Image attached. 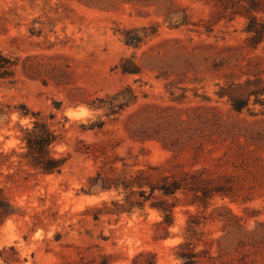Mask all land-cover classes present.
Masks as SVG:
<instances>
[{
  "label": "rangeland",
  "instance_id": "rangeland-1",
  "mask_svg": "<svg viewBox=\"0 0 264 264\" xmlns=\"http://www.w3.org/2000/svg\"><path fill=\"white\" fill-rule=\"evenodd\" d=\"M0 52L16 63L0 80V251L19 264H131L140 251L180 264L189 240L200 264H264V0H0ZM35 117L68 157L60 173L19 163V127ZM149 166L230 197L178 193L167 231L148 206L94 219L123 197L100 177Z\"/></svg>",
  "mask_w": 264,
  "mask_h": 264
},
{
  "label": "trees",
  "instance_id": "trees-1",
  "mask_svg": "<svg viewBox=\"0 0 264 264\" xmlns=\"http://www.w3.org/2000/svg\"><path fill=\"white\" fill-rule=\"evenodd\" d=\"M252 31V30H248ZM125 43H130L125 40ZM16 63L11 58L6 57L0 52V80L12 77L13 69ZM123 74H135V68H121ZM123 92L128 94V98H124L122 106L125 108L136 101L131 88L126 87ZM122 93V92H121ZM120 92L116 95H118ZM232 101V100H231ZM232 108L239 112L244 106L243 104L231 103ZM26 115V114H23ZM89 126L87 129H93ZM23 152L19 154L23 163L35 174L46 176L60 173L66 164L68 157L56 156L52 152V147L57 143V136L49 125L38 118H34L31 127H19ZM88 153V152H85ZM111 172L115 168H110ZM100 190L106 191L114 189L118 193H122L120 200H110L102 202L101 207H92L96 214L94 219L98 220L100 215L120 216L124 213L131 214L134 209L144 210L146 206L159 212L162 220L158 223L163 226L164 231L173 225V209L175 204L169 202L170 199H176L178 193H192V202L189 205L204 204L207 199L214 197H230L227 186L219 183L213 185L211 179H205L196 173H182L179 176L163 173L159 167H148L147 169L137 170L128 178H101ZM0 207H6V204L0 200ZM1 214V213H0ZM174 258L180 264H200L199 253L194 252L193 244L189 240H185L174 248ZM0 260L4 264H19L16 258L14 247L3 248L0 251ZM111 255H101L97 260L93 259L83 264H112L116 262ZM131 264H159L156 255L150 251H140L133 256Z\"/></svg>",
  "mask_w": 264,
  "mask_h": 264
}]
</instances>
